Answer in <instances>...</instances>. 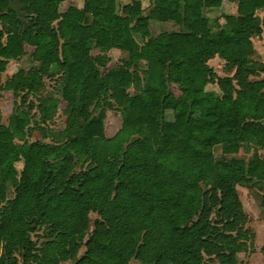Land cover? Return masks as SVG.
Returning <instances> with one entry per match:
<instances>
[{
  "label": "trees",
  "instance_id": "trees-1",
  "mask_svg": "<svg viewBox=\"0 0 264 264\" xmlns=\"http://www.w3.org/2000/svg\"><path fill=\"white\" fill-rule=\"evenodd\" d=\"M221 1L81 0L60 11L61 0H19L35 26L19 36L15 11L0 0V72L6 59L25 53V43L40 62L8 86L35 90L57 66L61 98L43 100L39 110L44 115L50 101L54 112L63 102L66 114L61 144L18 143L24 119L17 116L14 129L0 126V264L72 257L89 212L99 219L74 264H208L204 256L238 264L251 235L235 185L264 179V65L250 57L264 0H229L236 14L217 18L212 32L202 9ZM151 19L179 29L151 35ZM111 48L123 57L109 66ZM214 55L231 75L213 72L207 61ZM209 83L218 92L206 90ZM92 105L120 114L113 137L91 116ZM246 141L256 147L249 162L231 156ZM74 157L90 163L71 172ZM32 225L51 227L38 248Z\"/></svg>",
  "mask_w": 264,
  "mask_h": 264
},
{
  "label": "rangeland",
  "instance_id": "rangeland-1",
  "mask_svg": "<svg viewBox=\"0 0 264 264\" xmlns=\"http://www.w3.org/2000/svg\"><path fill=\"white\" fill-rule=\"evenodd\" d=\"M147 2V0H145ZM10 7L15 11L17 18V33L19 36L24 31H29L31 34L35 31V26L32 24L34 14L31 11H26L24 4L20 3L19 0H9ZM76 3L81 5V0H61L59 10L64 11L66 7ZM233 4L224 1L220 9H208L205 10L206 16L209 18L210 27L215 29L216 25L213 24V18H219V22H222V16L233 11ZM259 20L264 25V12H259ZM151 35H155L163 31H177L178 26L173 22H157L150 20L149 23ZM51 25L55 27V22L52 21ZM1 28V24H0ZM2 43L5 44V37L1 39ZM62 40L59 39V44ZM255 48L254 57L257 58V63L264 65V31L263 34L254 37L252 40ZM25 43V53L19 56H14L6 59L5 69L0 72V126L14 129L15 117L24 119L22 126V133H18L17 142L27 143L32 141H40L50 144H61L66 140V136L63 134L65 126L66 114L63 111L64 103L60 102L59 110L51 111V102L46 101L45 105L46 112L39 110V104L43 100H54L61 98V89L64 84V73L59 67L55 66L49 69L47 74L41 75L39 80L40 85L35 90H28L25 87L10 88L8 86L19 70L28 71L39 67L40 62L35 60L32 50L33 47ZM61 48L58 46V56L61 55ZM106 56L108 57L107 64L109 66L116 64L121 57L122 53L116 49L111 48L106 50ZM209 64L218 76L226 74L223 68V63L218 59H212ZM139 69L146 68V62L141 60L138 65ZM206 90H214L218 92V88L215 84L209 83L205 86ZM111 101V100H109ZM91 116L102 118L104 124V135L106 138L113 137L121 126V116L114 110H109L104 106L90 107ZM166 120H172V110L166 109L164 112ZM214 157L220 155V146H214L213 149ZM256 155V147L253 142L241 143L239 151L231 155L236 158H241L245 162L253 160ZM228 158L230 156H227ZM90 161L83 157H74L71 172L83 171ZM17 173L19 175L22 169V160L15 162ZM6 198L13 196V188L10 184H6ZM235 189L242 208L247 215V221L244 228L248 229L251 237L246 242V247L243 251L236 254L238 264H264V252L261 248L264 246V179L256 180L253 182H242L235 185ZM2 205V203L0 204ZM99 219V216L95 212L88 213V228L83 232V236L78 241V248L72 257L65 260H60L59 264H74L85 252V241L90 235L94 227V221ZM214 220V215L211 216ZM29 236L36 248H38L42 242L52 237L51 227L49 225H32V229L29 232ZM1 252V247H0ZM204 260L208 264H218L215 258H208L204 256Z\"/></svg>",
  "mask_w": 264,
  "mask_h": 264
},
{
  "label": "crops",
  "instance_id": "crops-1",
  "mask_svg": "<svg viewBox=\"0 0 264 264\" xmlns=\"http://www.w3.org/2000/svg\"><path fill=\"white\" fill-rule=\"evenodd\" d=\"M224 1L225 0H222L221 1V3L218 5V6H214V7H205V8H203L202 9V13H203V15H204V17H206L207 18V20H208V24H209V27H210V21H209V18L206 16V14H205V10H208V9H220V7H221V5H223V3H224ZM226 2H228V3H231V4H233L232 5V7H233V11H231V12H227V13H225V14H236V3L235 2H232V1H229V0H226ZM259 12H264V10H257L256 12H255V15H257L258 17H259ZM224 14V15H225ZM216 19L217 18H213L212 20H213V24H215L216 25V27H215V29H213V28H211L210 27V31H212V32H214V31H216L217 30V22H216ZM151 20H153V19H151ZM155 21H157V20H155ZM157 22H159V21H157ZM169 22H172V21H166V23H168L169 24ZM149 23H150V20H149ZM164 23V22H163ZM174 23V22H173ZM175 24V23H174ZM264 24V23H263ZM150 25V24H149ZM176 25V24H175ZM178 26V25H177ZM260 27H261V32L258 34V35H260V34H263V31H264V25H262V21H260ZM149 29H150V27H149ZM178 29H179V26H178ZM178 31V30H177ZM156 35V34H155ZM258 35H253V36H251V42H252V40L254 39V37H258ZM252 45H253V42H252ZM254 54H255V48H254V46H253V53L251 54V58L252 59H254V60H258L257 58H255L254 57ZM214 58H218L222 63H223V68H224V71L226 72V74H224V75H222V76H227V75H231L232 73H233V70H230V71H228L226 68H225V61H224V59H222V58H220L218 55H214L213 57H211L208 61H207V64L209 65V67H211L212 68V66L209 64V62L212 60V59H214ZM212 70H213V68H212ZM213 72H215L214 70H213ZM216 74V73H215ZM217 75V74H216ZM218 76V75H217ZM222 76H220V77H222Z\"/></svg>",
  "mask_w": 264,
  "mask_h": 264
}]
</instances>
